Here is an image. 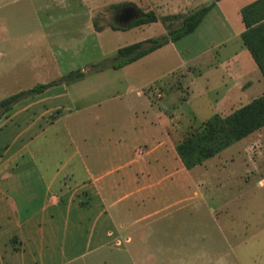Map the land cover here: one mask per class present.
Segmentation results:
<instances>
[{"label":"rangeland","instance_id":"374dc122","mask_svg":"<svg viewBox=\"0 0 264 264\" xmlns=\"http://www.w3.org/2000/svg\"><path fill=\"white\" fill-rule=\"evenodd\" d=\"M213 1L0 0V100L52 83L44 93L14 106L32 105V118L50 110L45 114L48 121L58 116L57 107L73 111L46 135V141L62 144L52 151L58 155L68 151L66 131L78 145L87 146L76 137L88 130L92 153L103 155L105 148L114 153L113 145H104L95 134L106 124L124 125L122 147L127 144L128 151H122L127 159L121 163L134 162L126 170L138 169L143 187L135 191L128 177L127 186L108 192L107 198L117 201L108 209L110 221L95 198L84 211L96 214L94 223L90 218L74 225L73 210L65 212L56 227L64 253L48 264H264V128L229 148L226 155L234 161L226 176L232 177L233 189L221 195L210 190L207 201L200 193L199 168L185 169L176 143L171 145L164 136L168 109L173 111L170 133L177 142L214 114L228 115L259 97L264 81L251 88L256 79L248 80L241 70L230 74L205 67L224 56L221 44L242 26L238 8L250 1L220 0L190 35L123 68L110 67L118 49L167 37L183 17ZM128 4L143 15L154 12L158 21L113 30L112 14ZM189 64L200 70L190 69L191 92L176 88L175 82L176 87L163 91L162 100L156 98V79L172 81ZM75 72L84 75L64 81ZM82 108L86 110L74 114ZM11 115L0 111V155L1 146L21 125L4 127L2 122ZM39 203L35 200L32 209Z\"/></svg>","mask_w":264,"mask_h":264},{"label":"crops","instance_id":"0c3cea01","mask_svg":"<svg viewBox=\"0 0 264 264\" xmlns=\"http://www.w3.org/2000/svg\"><path fill=\"white\" fill-rule=\"evenodd\" d=\"M249 1L238 8L239 14L244 6L255 0ZM244 30L245 27L242 23V26L232 33L231 38L221 44L223 47L221 52H223L224 58L221 57L214 62H208L205 67L211 70L218 69L219 72L227 71L230 74H235L241 70L243 77L248 80L256 79L252 83V88L263 82L264 79L260 72V75L256 73L254 68L256 64L242 43L241 33ZM193 67L200 71L196 66L189 64L185 67L183 74L180 73V76H175L172 81H170L171 79L167 81L161 77L157 78L153 89L156 98L162 100L163 91L172 90L173 87H176L175 82L179 83L176 88H185L191 92V86L194 83L187 78L190 69ZM252 74L255 76L251 77ZM181 79L183 81L182 86L180 84ZM229 79L230 82H236L234 78H232L233 80ZM137 94L141 96L142 92L138 91ZM263 94L264 88L259 96ZM33 108L32 105L22 109L13 106L9 111L12 115L2 122L4 127L9 123L13 125L20 123L21 125L13 133L12 140L1 146L3 153L0 155V264L54 263L55 259L64 253L60 244L62 237L58 235L56 227L64 218L65 212L73 210L74 225H78L83 220H90V218L94 223L96 214L94 215V212L85 214L84 211L90 206L88 201L95 198L98 200L100 213L107 216L110 221L111 216L108 215V209L117 202L107 198L110 190L127 186L128 177L131 178L130 182L135 191L143 189L138 184V169L126 170V167L133 165L134 162L125 161L124 164L121 163L127 159V155H125L127 153L124 154L122 151H128L127 144L122 147L126 135L124 125L106 124L103 130L95 134L104 145L112 144L114 153H106V148L103 155L92 153L90 144L93 137L92 132L88 130L79 133L76 137L83 143H87V146L78 145L71 133L66 131L68 142L65 148H68V151L64 155H58L52 151L62 144L60 145L58 140L46 141V135L49 130L53 129L73 111L69 109L60 110L57 107L58 116L48 121L45 120V114L50 110L41 112L39 118H32L29 114L32 113ZM85 110L86 108L77 109L74 114ZM167 111L169 114L173 112H169V109ZM169 114L165 120V125L168 124L169 128L166 127L164 136L167 141L170 140L172 145L177 144L180 140L176 142L170 133L172 120ZM39 138L43 139L38 141ZM160 143V147L165 145V141ZM229 148L195 167L200 170L198 181L203 201L208 200L206 195L209 194L210 190L213 192L212 195L215 193L221 195L233 189L231 185L235 183L231 181L232 177L226 176L229 175L227 168L234 161L226 155ZM155 151L156 149L153 148L147 153L151 155ZM113 160L119 161L120 164L113 165L111 163ZM193 170L194 168L188 171L192 172ZM114 173H120V175L107 181L106 178L109 179ZM37 199L40 200L39 207L33 210L32 204ZM110 234L109 232L105 237H109ZM203 240H206V237H203ZM126 241H129V237L126 238Z\"/></svg>","mask_w":264,"mask_h":264},{"label":"trees","instance_id":"16d2710c","mask_svg":"<svg viewBox=\"0 0 264 264\" xmlns=\"http://www.w3.org/2000/svg\"><path fill=\"white\" fill-rule=\"evenodd\" d=\"M219 1L214 0L209 5L183 17L180 25L175 29L169 30L168 36L163 39H148L118 49L110 67L114 70L123 68L170 42L175 43L190 35L215 6V3ZM240 15L245 27L244 32L241 33L242 43L250 53L264 79V0H255L244 6L240 10ZM157 21V16L150 11L139 20L133 22L128 29ZM110 27L113 30L122 29L112 24ZM95 70L97 71V69ZM83 75L81 72L70 73L64 81H75L81 79ZM52 85V83L38 84L26 92L23 91L0 100V111L5 114L22 98L40 95ZM263 128L264 94L228 115L214 114L203 123L199 130L180 140L175 145V151L184 168L191 170Z\"/></svg>","mask_w":264,"mask_h":264},{"label":"water","instance_id":"95a60500","mask_svg":"<svg viewBox=\"0 0 264 264\" xmlns=\"http://www.w3.org/2000/svg\"><path fill=\"white\" fill-rule=\"evenodd\" d=\"M144 15L135 6L128 4L116 10L112 16V23L119 28H127L129 24Z\"/></svg>","mask_w":264,"mask_h":264},{"label":"flooded vegetation","instance_id":"af4514ba","mask_svg":"<svg viewBox=\"0 0 264 264\" xmlns=\"http://www.w3.org/2000/svg\"><path fill=\"white\" fill-rule=\"evenodd\" d=\"M114 12H115V11H114ZM112 16H113V14H112ZM139 19H140V18H139ZM139 19H137V20H139ZM137 20L132 21V22L129 24V26H130L133 22H135V21H137ZM129 26H128V27H129ZM128 27H127V28H128ZM122 29H125V28H122Z\"/></svg>","mask_w":264,"mask_h":264}]
</instances>
